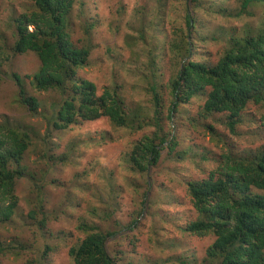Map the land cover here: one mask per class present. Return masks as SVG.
<instances>
[{
	"label": "rangeland",
	"instance_id": "rangeland-1",
	"mask_svg": "<svg viewBox=\"0 0 264 264\" xmlns=\"http://www.w3.org/2000/svg\"><path fill=\"white\" fill-rule=\"evenodd\" d=\"M138 1L145 3L146 0L77 3L70 31L73 40L81 42L85 27L94 18L99 19L91 33L89 63L81 72L97 84L99 95L107 87L117 89L131 113L139 114L143 126L138 129L117 126L102 116L74 124L68 130L49 132L48 122L41 112L48 111L51 103L59 100L60 93L36 90L29 74L38 69L39 58L35 53L14 54L12 50L16 32L13 19L32 9V1L0 0V45L5 49L3 58L10 56L7 61L0 58V71L21 75L29 93L37 95L42 104L38 113H26L17 103L19 93L15 77L10 81L0 76V101L4 105L0 107V119L8 116L7 121L26 128L33 137V145L22 163L27 174L17 186L20 201L14 220L0 224L3 246H16L21 240L26 250H32L31 258H42L43 264H73L68 250L78 237L84 236L77 225L79 220L86 219L105 231H117L108 244L116 264H200L204 261L206 249L214 237L183 230L197 216L187 193V181L205 177L218 165L217 161L228 147L236 146L238 154L242 155L256 150L264 140V108L250 103L236 126L239 133L236 135L229 131L224 113H214L207 119L201 115L203 94L180 107L181 111L172 120L168 119L172 94L167 83L175 71V64L170 62L165 48L170 37L175 38V27L185 26L183 12L176 11L180 0H170L172 18L158 27L154 26V21H159L160 14L153 13L159 8L155 0H147V7L152 9L147 37L142 42L138 39L136 44L128 43L127 35L132 39L138 36L137 28L129 27L132 7L127 4L126 12L120 15L118 6ZM199 4L195 10H198L202 37L195 35L193 39L198 52L196 58L215 61L227 46V35L230 38L235 31L240 35L245 31L255 32L264 24L261 4L253 5L251 13L241 18L235 16L240 0H199ZM33 29L29 25V30ZM225 29L230 33H225ZM156 35L158 41L152 39ZM154 53L158 55L152 64L150 55ZM151 67L155 69L154 75L147 73ZM154 80L161 96L157 119L151 90ZM204 123L215 127L219 139H215L216 135L204 127ZM155 132L173 137L177 142L175 151L164 150L156 165L143 174L138 173L132 169L128 153L135 141ZM48 133L49 140L46 139ZM40 177L36 184L35 180ZM37 185L43 186L47 212L59 219L51 218L45 229H36L34 234L30 229L22 231L19 226L36 200ZM17 235L19 238L15 237ZM47 244L53 249L44 259ZM26 250L23 256L27 257ZM27 259L0 253V264H26Z\"/></svg>",
	"mask_w": 264,
	"mask_h": 264
},
{
	"label": "trees",
	"instance_id": "trees-1",
	"mask_svg": "<svg viewBox=\"0 0 264 264\" xmlns=\"http://www.w3.org/2000/svg\"><path fill=\"white\" fill-rule=\"evenodd\" d=\"M30 1L32 9L13 19L16 32L12 50L14 54L35 53L39 58L38 69L34 74H29L32 75V84L36 90H55L60 93L59 100L52 102L48 111L41 112L48 122L49 132L68 130L74 124L102 116L108 117L117 126L141 128L143 120L139 114L131 113L117 89L107 87L99 95L97 84L81 72L89 63L92 52L91 33L99 22L98 18H94L85 27L84 35L80 37L81 42L73 40L70 31L72 14L77 3L84 5L85 0ZM155 2L159 10L153 14L160 16L159 21H154V26L158 27L172 16L169 15L170 0ZM127 4L132 7L129 27H136L138 36L132 39L127 35L126 40L136 44L138 39L142 42L147 37L152 9L147 7V0L145 3L138 1L134 4L123 2L118 6L120 15L126 12ZM256 4L264 6V0H240L235 16L241 18L251 13L250 8ZM199 5V0H180L176 6L178 14L183 12L185 26L175 27V38L171 36L165 48L170 62L175 64V71L167 83L172 94L167 118L172 120L181 111L180 107L203 94L205 101L201 115L207 119L214 113H224L229 131L236 135L239 134L236 126L242 121L243 112L250 103L264 108V24L257 27L255 32L245 31L240 35L235 31L230 38L227 35V46L215 61L204 57L196 58L198 52L193 39L195 35L202 37V31L198 28V10H195ZM29 25H33L34 29L29 30ZM224 31L228 33L229 30ZM156 38L157 35L152 37ZM206 38L208 36L204 37ZM4 53L5 49L0 45V58L7 61L10 56L3 58ZM157 55H150L152 64ZM147 73L154 75L155 69L151 67ZM3 75L4 80L11 81V77H15L20 109L28 114L38 113L42 104L37 95L29 93L21 75L17 72L12 74L0 71V76ZM145 78L150 80L148 76ZM157 84L154 80L151 85L156 119L160 113L158 106L161 101ZM1 102L2 100L0 107L3 108ZM8 118L4 115L0 119L1 225L14 220L20 201L17 186L27 174L26 166L22 163L33 145L31 133L21 126H13L7 121ZM262 119L264 126V113ZM203 126L216 135L215 139H219L211 123H204ZM49 135L50 133L46 135L47 140ZM176 146L175 139L167 134L155 132L144 135L135 141L128 153V161L134 171L143 174L160 161L164 150L171 153ZM238 152L236 146L228 147L221 154L220 161H217L218 165L210 169L205 177L187 181V193L197 216L183 230L193 235L214 237L200 264H264V140L256 150L247 151L243 155ZM39 172L41 173L40 170ZM38 180L41 177L35 180L36 184ZM148 185L151 187L147 182ZM35 190L39 192L36 200L23 224L19 226L22 231L30 229L34 234L36 229H45L51 218L59 219L46 210L43 186L37 185ZM77 229L84 236L78 237L68 250L73 264H116V258L110 253L108 244L117 231H105L86 219L79 220ZM15 237L19 238L18 235ZM25 246L21 240L17 241L16 246H3L0 243V253L13 255L17 259L28 258L26 264H43L42 258H31L32 250H26ZM46 248L43 252L44 259H47V252L53 249L51 244H47ZM25 250L27 257L23 256Z\"/></svg>",
	"mask_w": 264,
	"mask_h": 264
},
{
	"label": "clouds",
	"instance_id": "clouds-1",
	"mask_svg": "<svg viewBox=\"0 0 264 264\" xmlns=\"http://www.w3.org/2000/svg\"><path fill=\"white\" fill-rule=\"evenodd\" d=\"M33 26V25H32ZM34 27V26H33Z\"/></svg>",
	"mask_w": 264,
	"mask_h": 264
}]
</instances>
